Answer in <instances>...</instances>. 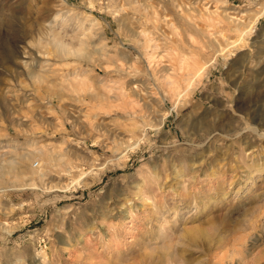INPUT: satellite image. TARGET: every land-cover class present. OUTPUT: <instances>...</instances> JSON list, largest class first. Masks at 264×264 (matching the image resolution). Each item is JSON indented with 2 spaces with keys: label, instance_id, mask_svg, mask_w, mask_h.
<instances>
[{
  "label": "rangeland",
  "instance_id": "rangeland-1",
  "mask_svg": "<svg viewBox=\"0 0 264 264\" xmlns=\"http://www.w3.org/2000/svg\"><path fill=\"white\" fill-rule=\"evenodd\" d=\"M262 132L264 0H0V264H264Z\"/></svg>",
  "mask_w": 264,
  "mask_h": 264
},
{
  "label": "bare ground",
  "instance_id": "bare-ground-1",
  "mask_svg": "<svg viewBox=\"0 0 264 264\" xmlns=\"http://www.w3.org/2000/svg\"><path fill=\"white\" fill-rule=\"evenodd\" d=\"M257 130H258V129H257ZM261 135H264V132H262Z\"/></svg>",
  "mask_w": 264,
  "mask_h": 264
}]
</instances>
